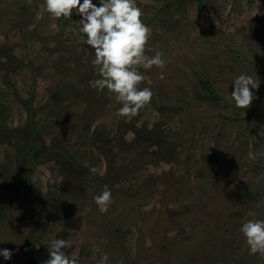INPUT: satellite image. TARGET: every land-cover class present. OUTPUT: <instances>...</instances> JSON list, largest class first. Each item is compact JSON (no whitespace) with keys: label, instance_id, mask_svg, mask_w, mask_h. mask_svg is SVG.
<instances>
[{"label":"rangeland","instance_id":"1","mask_svg":"<svg viewBox=\"0 0 264 264\" xmlns=\"http://www.w3.org/2000/svg\"><path fill=\"white\" fill-rule=\"evenodd\" d=\"M136 2L145 57L165 66L138 68L154 95L127 120L90 86L75 10L38 18L44 0H0V264H46L53 238L79 264H264L239 230L264 219V0ZM242 73L259 84L246 109L231 98Z\"/></svg>","mask_w":264,"mask_h":264},{"label":"clouds","instance_id":"2","mask_svg":"<svg viewBox=\"0 0 264 264\" xmlns=\"http://www.w3.org/2000/svg\"><path fill=\"white\" fill-rule=\"evenodd\" d=\"M73 10L80 16V27L73 31L95 52L92 64L99 78L90 81V86L97 91L107 90L115 94L120 104L117 115L131 120L151 103L154 95L150 87H139L145 76L138 68L147 70L153 66H165L161 52L145 57V46L152 30L142 20V9L136 0H96V3L93 0H44L37 16L43 18L44 12H47L57 19H67ZM232 83L231 98L238 108L246 109L254 99L252 89H257L259 84L247 73L240 74ZM84 166L89 167L93 174L98 172L96 167L89 166L87 162ZM93 199L101 213L108 212L112 202L111 189L105 185ZM251 215L255 217V213ZM239 230L250 254H264V219H248L240 225ZM68 246V241L53 238L46 264H79L77 253L69 256L64 251ZM11 255V250L0 249V257L5 260L11 259ZM97 264H110L108 254H103Z\"/></svg>","mask_w":264,"mask_h":264},{"label":"trees","instance_id":"3","mask_svg":"<svg viewBox=\"0 0 264 264\" xmlns=\"http://www.w3.org/2000/svg\"><path fill=\"white\" fill-rule=\"evenodd\" d=\"M201 88H202L201 91L202 90L204 91L203 94L199 93L201 96H205L206 99L208 98V95H212V97H215L214 90L209 86V83L206 79L201 81ZM38 155H39V150L35 149L33 156L36 158ZM33 262H34L33 258L28 259L29 264H33ZM233 263H234L233 261H230V263L228 264H233Z\"/></svg>","mask_w":264,"mask_h":264}]
</instances>
